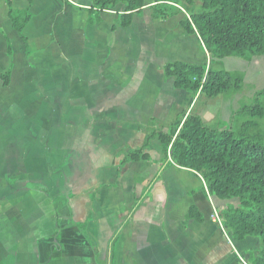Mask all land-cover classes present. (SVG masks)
I'll list each match as a JSON object with an SVG mask.
<instances>
[{
  "label": "rangeland",
  "instance_id": "1",
  "mask_svg": "<svg viewBox=\"0 0 264 264\" xmlns=\"http://www.w3.org/2000/svg\"><path fill=\"white\" fill-rule=\"evenodd\" d=\"M73 1L77 4L61 1L70 10L52 16L56 26L71 23L72 14L75 22L86 17L89 23L88 7L78 5H88L89 0ZM107 12L110 15L101 14L104 22H97L106 27L102 29L112 26L113 17H117L116 10ZM134 18V23L154 22L146 7ZM184 18L181 11L160 20L166 24L165 35L158 34L155 25L154 38L149 43L134 27L118 26L116 31L106 30L112 33L103 39L105 42L100 47L90 39L89 45L96 47H85L81 52L77 43L64 50L51 42L53 32L43 34L46 27L52 31L50 21L47 26L41 25L38 41H30V45L37 44L32 48L29 62L24 60L25 46L18 33L11 31L14 34L10 35L0 24L1 74L8 72L10 80L8 87H0V183L9 188L6 193L18 192L29 182H36L48 193L59 195L54 196L52 205L55 215L69 197L73 204L70 217L80 222L88 219L87 231L104 238L116 227L117 218L118 228L109 243L106 240L109 246L114 237L125 233L131 221L133 228L141 219L137 217L150 216L147 230L152 231L157 221L164 228L170 221L169 227L176 231L189 230L182 217L190 204L196 203L206 211L198 200L205 188L202 179L188 169L160 166L156 140L146 150L150 160L129 162L121 167L122 153L142 144L141 130L151 115H160L154 118L165 129L175 128L190 110L219 128L232 124V117L234 121L251 117L237 112L243 106L253 105L256 94L264 89V55L228 56L218 62L210 53L201 51L196 34L185 33L180 24ZM35 26L36 21L32 23ZM205 58L207 67L222 68L237 76L238 86L217 97L197 98V94L174 88L171 79L164 78L163 66L168 62L199 64ZM159 75H163V83ZM1 79L2 75L0 82ZM148 96L151 101L155 99L154 106H160L161 101L170 109L155 110L148 104ZM95 99L101 102L91 111L95 118L92 121L88 111H79V106L94 103ZM204 198L208 205L212 201L219 217L226 202L205 193ZM207 218L209 224L215 225ZM69 219L64 226L70 223ZM228 238L232 242L226 246L233 260L230 264H250V256L257 255V238L249 237L241 242L229 235ZM173 243L166 235V249ZM112 262L119 263L116 258Z\"/></svg>",
  "mask_w": 264,
  "mask_h": 264
},
{
  "label": "trees",
  "instance_id": "2",
  "mask_svg": "<svg viewBox=\"0 0 264 264\" xmlns=\"http://www.w3.org/2000/svg\"><path fill=\"white\" fill-rule=\"evenodd\" d=\"M3 1L12 28L26 43L23 29L32 17L33 0H26L24 9L13 8L11 0ZM145 7L154 22L183 11L180 24L185 33L196 34L201 51L218 62L228 56L264 55V0H89L88 22L95 24L106 10H116L114 26L128 27ZM1 75L7 84L9 73ZM163 75L174 88L197 94V98L217 97L236 88L239 79L222 68L207 67L206 58L199 64L168 62ZM237 113L251 117L235 121L232 117V124L219 128L190 110L175 128L168 129L150 117L141 130L142 144L122 153L120 166L150 160L146 150L151 141H158L160 166L189 169L200 177L209 196L226 202L219 212L223 230L238 242L257 238V255H251L249 263L264 264V89L256 94L253 105L243 106ZM185 218L203 220L194 205ZM75 225L84 231L86 221Z\"/></svg>",
  "mask_w": 264,
  "mask_h": 264
},
{
  "label": "crops",
  "instance_id": "3",
  "mask_svg": "<svg viewBox=\"0 0 264 264\" xmlns=\"http://www.w3.org/2000/svg\"><path fill=\"white\" fill-rule=\"evenodd\" d=\"M11 1L15 9H24L28 6L26 0ZM61 1L59 0L60 4H58L56 0H33L30 6L32 17L23 29L26 43L21 39L25 46V54L23 55L26 62L32 59V48L35 47L37 42L30 45V41H38V38L41 36V25L44 23L46 26L49 25L50 21H52V16L62 13L65 9L70 10ZM64 1L77 4L73 0ZM78 5L79 7H88L85 4L78 3ZM50 7H55L56 9ZM80 11L75 10L74 12L79 13ZM105 14H108V12L103 13V15ZM113 18L115 24L116 17ZM71 20V23L66 22L58 26L52 21V31L49 32L46 27L43 30V34L53 32V39L50 41L58 46L61 45L60 47L64 50L69 48L71 43H77L79 52H81L85 47H96L98 43L100 47V43L105 42L103 39L110 36L112 31H116V27H118L117 25L114 26L112 24L111 26L109 24L107 29H102L106 27L100 26L99 23H87L86 17H83L79 22H75L73 14ZM101 20L100 23L102 24L104 19L102 18ZM34 21H36V26L32 27ZM134 21L135 18H133L131 25L124 29L134 27L135 32L136 30L141 32L140 36L144 40L148 39V43L154 38L153 30L155 25H158V34L165 35L166 24H163L164 22L162 21L152 22L151 24L134 23ZM0 24L4 26L7 32L10 31L8 34H14L11 31L17 33L12 28L7 17V6L3 0H0ZM110 29L112 31L108 33L106 30ZM27 30H30V33L26 32ZM90 39L97 42L96 46L94 44L89 45ZM2 70L0 67V78ZM158 79L162 83L165 81L163 75H159ZM9 85L10 80L6 85L1 79L0 87H8ZM146 100H148V104H152L151 106L155 110L160 108V112L170 109L164 106L165 102L162 104L159 101L161 105L154 106L155 99L151 101L148 96ZM99 102L101 100L95 99L94 103H81L79 111H88L89 119L94 121L95 118L92 116L91 111L96 110L94 106ZM151 117L160 118V115H151ZM191 172L194 173L193 171ZM7 190L9 188L6 187L4 182H1L0 264H114L112 260L115 258L119 262L117 264H230V261H233L226 247L228 246L227 243L232 244V242L228 240V235L223 230L221 222L219 223L214 219L213 212L215 214L216 211L211 203L212 201L208 205V202L204 198V193L207 194L205 190L201 192L202 195L198 200H201L200 202L205 205V209L209 213L206 215V211L203 212L196 203H191L190 206H196L201 212L203 220L197 222L193 219H186L187 210L182 218L185 223H188L189 230L176 231L169 227L170 221H167L168 225L165 226V230L164 226L158 224L157 221V224H154L155 227L151 231L146 229L151 224L149 222L150 216L145 218L137 217L141 219H138L133 228L132 221L127 225L125 224V233L121 234L118 238L114 237L111 246L108 243L118 228L117 218L114 219V226L116 227L110 231L109 237L106 236L104 238L96 235L93 231H87L88 219H85L87 225L84 231L75 225V223H79L80 221L70 217L73 216V204H71L69 197L66 199L65 206L58 209L57 215H55L52 205L54 196L57 197L59 195L48 193L44 187H38L36 182H29L18 192L16 190L15 193L13 191L6 193ZM208 216L215 225L209 224ZM68 219L70 223L64 226L63 223L68 221ZM85 221L80 223H85ZM60 223L61 227H59ZM101 229L104 231L105 227ZM166 235L174 240L169 249H166L165 246ZM106 240L108 243H106ZM187 242H189V245H186ZM237 257L241 259L238 254ZM243 264L247 263L243 262Z\"/></svg>",
  "mask_w": 264,
  "mask_h": 264
},
{
  "label": "built area",
  "instance_id": "4",
  "mask_svg": "<svg viewBox=\"0 0 264 264\" xmlns=\"http://www.w3.org/2000/svg\"><path fill=\"white\" fill-rule=\"evenodd\" d=\"M215 217L214 219H216V221H218L219 223L221 222L220 218L217 216V214L215 213L214 216Z\"/></svg>",
  "mask_w": 264,
  "mask_h": 264
}]
</instances>
